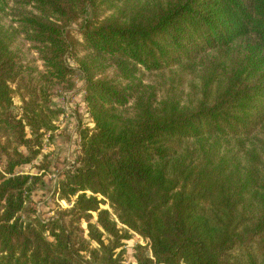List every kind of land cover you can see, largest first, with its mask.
I'll return each instance as SVG.
<instances>
[{
  "label": "trees",
  "instance_id": "obj_1",
  "mask_svg": "<svg viewBox=\"0 0 264 264\" xmlns=\"http://www.w3.org/2000/svg\"><path fill=\"white\" fill-rule=\"evenodd\" d=\"M78 89L70 204L27 214ZM130 233L135 264H264V0H0V264H126Z\"/></svg>",
  "mask_w": 264,
  "mask_h": 264
},
{
  "label": "rangeland",
  "instance_id": "obj_2",
  "mask_svg": "<svg viewBox=\"0 0 264 264\" xmlns=\"http://www.w3.org/2000/svg\"><path fill=\"white\" fill-rule=\"evenodd\" d=\"M82 81L77 76L75 80L76 87L79 88ZM63 95L59 94L53 97L52 104L55 109L65 108L62 121L56 120L57 129L53 133H48L43 138L41 154L45 155L50 162L48 171H38L35 168L26 171V174L39 177L35 185H32L26 200L25 210L27 214L38 215L43 219L52 215L51 210L57 207L66 208L69 202L60 201L53 194V188L61 178L64 169H66L77 154V134L78 122L82 126H92L90 117L83 103V94L79 89ZM14 106H19L18 100L14 99ZM15 112L17 113V109ZM60 117V116H59ZM49 136V137H48ZM130 239L123 241L122 259L126 264H135V247L145 245V242L136 234L130 233Z\"/></svg>",
  "mask_w": 264,
  "mask_h": 264
},
{
  "label": "built area",
  "instance_id": "obj_3",
  "mask_svg": "<svg viewBox=\"0 0 264 264\" xmlns=\"http://www.w3.org/2000/svg\"><path fill=\"white\" fill-rule=\"evenodd\" d=\"M80 93H82V92H80ZM62 95H63V99L65 98V96H67V94H63V93H62ZM63 114H65V108L61 109V114H60V117H58V121H60V122L62 121ZM55 125L57 126L56 122H55Z\"/></svg>",
  "mask_w": 264,
  "mask_h": 264
},
{
  "label": "crops",
  "instance_id": "obj_4",
  "mask_svg": "<svg viewBox=\"0 0 264 264\" xmlns=\"http://www.w3.org/2000/svg\"><path fill=\"white\" fill-rule=\"evenodd\" d=\"M30 169H32V167H30V166H25V167L20 168L19 171L22 172V173H26V171H27V170H30Z\"/></svg>",
  "mask_w": 264,
  "mask_h": 264
}]
</instances>
